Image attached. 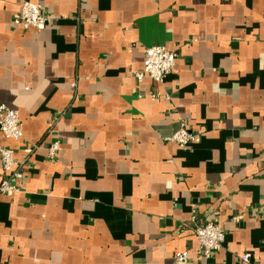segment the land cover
Here are the masks:
<instances>
[{"label":"crops","instance_id":"crops-1","mask_svg":"<svg viewBox=\"0 0 264 264\" xmlns=\"http://www.w3.org/2000/svg\"><path fill=\"white\" fill-rule=\"evenodd\" d=\"M24 2L52 23H15ZM152 45L177 53L162 85L134 78ZM0 103L23 129L0 264H264V0H0Z\"/></svg>","mask_w":264,"mask_h":264},{"label":"built area","instance_id":"built-area-1","mask_svg":"<svg viewBox=\"0 0 264 264\" xmlns=\"http://www.w3.org/2000/svg\"><path fill=\"white\" fill-rule=\"evenodd\" d=\"M14 22L27 29L43 30L52 23V19L40 4L24 2L19 11L14 15ZM177 61V53L166 49L164 46L152 45L145 49L143 66L134 74L137 83L150 80L162 85L165 79L173 72ZM57 120V119H56ZM56 120L53 122L55 123ZM0 137L5 140L18 142L23 138V129L18 112L0 103ZM201 135L189 132L183 124L178 131L168 140L182 148L193 144ZM59 149V142H53L48 149L49 158H53ZM0 162L2 167V179L0 182V196H12L19 193L23 186V173L21 163L15 160L14 151L7 147L0 148ZM236 221V218H232ZM193 233L197 240V253L205 260L216 255L225 241V233L219 224L205 221L194 227ZM250 256H241V261L248 263ZM175 263H186L188 252H174Z\"/></svg>","mask_w":264,"mask_h":264}]
</instances>
